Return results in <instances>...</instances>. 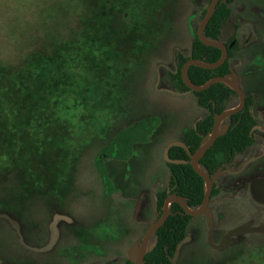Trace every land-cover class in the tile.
I'll list each match as a JSON object with an SVG mask.
<instances>
[{
    "label": "rangeland",
    "instance_id": "rangeland-1",
    "mask_svg": "<svg viewBox=\"0 0 264 264\" xmlns=\"http://www.w3.org/2000/svg\"><path fill=\"white\" fill-rule=\"evenodd\" d=\"M125 4H129L123 11L129 10L127 22L121 16ZM192 8L189 0H0V64L14 69L18 67L14 62H23L25 74L31 75L22 105L0 112V140L7 139L4 147L10 153L7 169L0 175V198L9 205L2 204L0 209L13 210L15 217L25 215L21 219L25 226L45 222L49 230L57 214L45 215L44 210L59 208L65 215H58L70 218L64 223L83 225L107 242V258L119 254L115 251L125 256L127 247L141 238L146 229L143 222L148 220L144 211L137 216L139 192L146 191L151 207L154 182L167 181L162 158L166 144L205 114L192 94L173 96L154 85L156 63H170L175 44L189 46L185 28ZM66 54L79 65L67 64L72 60H64ZM49 55L64 61L59 67L66 70L63 81L56 68L48 65ZM16 81L21 82L20 75ZM48 104L51 110H40ZM139 123L148 128L145 143L136 140L144 135ZM123 132L133 138L130 170L123 162L122 180L117 168L121 162L106 160V173L112 179L107 188L95 158ZM30 150L38 151L35 160H25ZM28 164L38 186L28 189L26 185L23 192ZM109 189L114 191L105 197ZM119 191L127 199L122 200ZM227 210V229L264 219L247 199H235ZM194 224L199 244L188 264H264V234L241 236L229 249L215 253L203 240V218ZM82 228L75 227L73 233L79 235ZM66 231L64 226L59 228L53 253L35 254L22 251L10 226L0 224L1 256L14 264H71L67 245L73 237ZM74 240L79 244L85 239ZM190 248L187 260L193 252ZM4 260L0 264H6Z\"/></svg>",
    "mask_w": 264,
    "mask_h": 264
},
{
    "label": "flooded vegetation",
    "instance_id": "flooded-vegetation-1",
    "mask_svg": "<svg viewBox=\"0 0 264 264\" xmlns=\"http://www.w3.org/2000/svg\"><path fill=\"white\" fill-rule=\"evenodd\" d=\"M211 1L212 0H189V2L193 7L191 13L189 14L190 16H188V18L186 19L187 28H185V34L188 38L189 46L187 48H182L179 47L178 44H175L174 47H172L171 49V51H173V54L170 63H166V62L156 63L157 71L154 79V85L158 91L166 92L172 94L173 96H179V97L185 94H192L194 96L193 93H196L190 91L183 83L181 77V69L187 61L192 59V54H191V51H193L192 45L196 39L199 40L197 35V29ZM220 5H226L229 7V16L227 20L222 24L220 29V35L217 37V39L216 40L208 39V40L221 41L224 43L228 51V57L226 60L229 62L228 74L236 75L238 86L245 95V105L243 109L223 120L220 125V128L226 127V131H227L231 125V121L229 119L235 115L242 113L247 105L248 100H250V102L252 103V105L249 106L248 109L255 120V126H253L249 132V135L252 139L250 146H248L242 153L237 154L233 158L229 159L212 174L208 173L213 180L212 189L209 197V204H208V213L211 218L212 226H213L212 230L210 232L208 227V218L205 214H201L196 217L188 215L190 216V219L188 221L186 236L183 239V240L186 239V242L181 246L175 264H188L189 260L196 257V255L194 254L196 253V248L198 247L199 243L197 239L198 230L194 223L196 219H198L199 217L203 218L206 227L204 230L203 240L204 242L206 241L207 248H209L210 251L215 253H221L222 251L229 249L231 246L238 243V239L241 236L244 237L243 239H245L246 236L248 235L264 234L263 218H261V221L259 220L257 221L260 222L258 224H254L253 220H249L246 222H242L240 225L233 228L227 229L225 226V220L228 214L227 208L230 207L231 202H233L235 199L249 200L252 206L258 209L262 214H264V203H260L254 198V195H258L257 192H259V194L264 198V185L261 187L260 185L254 186L256 182L264 181V0H218L216 8ZM128 6L129 4H125L124 6L121 7V16L125 22L129 21L130 18L129 10L123 13L124 8H127ZM136 23L139 26V22ZM138 26L133 25V29L134 30L138 29V33L140 34L141 30L139 29ZM224 27L227 28L226 33H224L223 31ZM150 33L151 32L148 31V34ZM175 34L177 35V33ZM225 37H227V40H224ZM215 49L219 50L218 48ZM184 51H188V52H184ZM177 76H180L181 81L183 85L187 88V90L177 89L178 88L177 86L179 85ZM230 90L235 94V96L231 97L227 101L226 109L221 113L236 109L239 105V98L237 94L234 92L233 89L230 88ZM196 104H197V99H196ZM202 111L204 112L203 109ZM204 115L203 117L198 118L192 126L183 130L178 139H174L173 141L170 142H175V141L182 142L181 138L183 133L186 130L192 128L196 129L197 124L205 117ZM170 142H168L166 146ZM132 147L133 146L131 145V148L129 150V152L130 151L131 152L127 155V157L126 158L124 157L123 159L119 160L121 164L120 163L117 164V168H119V172H118L119 175L118 174L116 175H118L122 180L124 177L123 176L124 173H126V170L127 171L130 170L129 162L132 157V150H133ZM175 147H179V146H175ZM187 155L189 157L188 153ZM105 161L103 162V164H105ZM163 161L168 171V177H167V181L164 182L165 184L163 182L160 183L159 181L154 182V186H153L154 191L152 190L154 193L153 195L151 194L152 206L149 207L150 202L149 204L148 202H146V199L149 201V198H146V191L144 190L139 192V195L136 199L138 205V209L136 211L137 216H139V213L141 211H144L148 215L147 216L148 220L143 222L146 225V229L144 230L141 238L143 237L146 230L150 227V225L156 223L159 220V218L162 216L163 206L161 207L160 210L157 209L156 192L159 191L160 189H166L167 196L169 194H175L172 193V189L170 188L171 175L167 167V164L170 163H167L164 160V158ZM175 161H182L183 163L181 164L186 163V161L183 160H175ZM123 162L127 163L126 170L124 169ZM189 163H190V157H189ZM181 164H173V165H181ZM104 169L107 172L105 165H104ZM106 175H107L106 177L107 180L111 182L112 181L111 177H109L107 173ZM120 188L121 187H119V190ZM120 191L119 194L122 196V200L127 199ZM104 195L105 197L108 196L107 190H105ZM247 195L249 196V199ZM179 207L181 208L180 205ZM199 207L195 209H198ZM44 211L46 213L45 215L51 214L52 216L54 215L53 212L55 214L65 215L63 211H61L59 208L56 207L47 208V211L46 210ZM8 213L5 212L4 214H6L12 220H14L19 224L21 238L26 246H29L31 248H42L47 244L50 238V233L49 230L45 228L46 227L44 225L45 222L42 225H39V227L34 225L25 226L23 222L26 218L25 215L21 214L20 217H15L14 216L15 213L13 212V210H11V212L9 210ZM176 213H178L179 215L186 214L182 208L181 210H178ZM172 214L174 213H172L169 208V216L167 217V219ZM217 219L219 220L223 219V220L220 223H218ZM4 223L8 224L10 228L14 231L15 236L19 238L18 243L16 244H18L19 248L22 251L28 253H35V254H48L54 252L56 245L50 251L38 252V253L29 248H26L21 243L20 237L17 234V232L14 230L13 226L6 220H4L0 224L3 225ZM63 226L64 228L67 229L66 235H68V232L70 230L71 231L70 235L73 237L72 243L67 245L68 246L67 256L70 257L69 263L71 264H133L127 256V249L129 246L125 251V256L121 255L122 253L115 251L116 253L119 254H116L115 257H113V259H109L105 256L108 253V247L106 246L107 242L104 241L102 237L100 236L98 237V235L92 233V230L91 231L89 229L84 230L82 228L83 225H80L75 222L74 223L72 222L69 225L62 222L60 225H58V229ZM223 226L225 227V229L219 228ZM28 227L30 228L29 231H27ZM34 227H37L38 229L35 230ZM75 227H77L78 229L82 228L84 232L80 233L79 235L76 232L73 233ZM239 229H242L243 231L235 232ZM85 231H87V233ZM209 232L211 233L210 235ZM77 236L78 238L80 237L82 239H85L84 242L82 243V240H80L79 244H76L74 239H76ZM154 237L155 235L152 236L151 240L154 241L155 243ZM141 238H139V240H141ZM136 241L137 240L133 241L130 244V246L134 244ZM39 242L42 243L38 244ZM190 247L193 249V252L191 253V255H188V260H187L186 249ZM166 250L167 247L165 248V251ZM65 252L63 253V255H66ZM175 252H176V248H175ZM174 254L171 257H168L170 263H171L170 260L174 257ZM0 259L4 260V258L1 256V253H0ZM4 263L14 264L11 262V260L8 261L6 259L4 260Z\"/></svg>",
    "mask_w": 264,
    "mask_h": 264
},
{
    "label": "trees",
    "instance_id": "trees-1",
    "mask_svg": "<svg viewBox=\"0 0 264 264\" xmlns=\"http://www.w3.org/2000/svg\"><path fill=\"white\" fill-rule=\"evenodd\" d=\"M228 16L229 7L226 5L218 6L206 26L204 32L205 37L207 39L216 40L220 35L222 24L227 20ZM85 40L88 41L87 38ZM192 50V59L203 61L205 63H214L221 57V52L219 50L204 46L198 39L194 41ZM73 52L76 57L77 51ZM99 54L102 55L101 52H99ZM64 58V60H72H67V64L74 63L75 66L79 65L76 64L77 62L73 58H69L68 54H66ZM14 63L18 66L14 69H10L9 65L0 64V112L3 113L10 112L11 109H15L16 107L22 105L19 102L24 100L25 92L30 84L31 75L29 72L25 74V69H23L24 63L20 61L18 62L19 64L17 62ZM63 64L64 61L63 63H60L55 59V56L52 58L49 55L48 65H53L54 68H56V75L60 77L62 81V74L63 76L66 75V70L59 67ZM19 67L21 69H19ZM228 73L229 62L226 61L221 67L215 70H205L192 66L188 69V78L194 85L200 86L213 77L225 76ZM19 75L21 76V82L17 83L16 78H18ZM177 79L179 81L177 89L187 90V88L183 85L180 76H177ZM193 94L197 99V105L204 110L205 117L197 124L196 129L192 128L186 130L182 135L181 141L188 147L189 155L195 153L200 146L202 138L211 132L214 123V115L223 112L226 109L227 101L231 97L235 96L230 88L223 84H215L203 92ZM251 105L252 103L248 100L244 111L229 119L231 121V125L228 130L216 140L214 145L201 158L199 162L200 167L202 169H206L209 174H212L229 159L242 153L248 146H250L252 139L249 132L251 128L255 126V120L248 109ZM49 107V104L44 105L40 110H49ZM138 128H142L144 135L141 137L139 136V139L136 140L140 143L145 142L146 136L148 135L147 125H145V123H139ZM123 134L124 132L115 136L111 144L108 145L109 149H104V152H102V150L95 158V165L100 174L101 181L107 188L110 182L106 178L107 175L103 162L105 160H121L124 157L126 158L131 152H129V150L131 148L133 138L125 137ZM5 144H7V139H1L0 160H2V164H0V175L7 169L5 163L8 161L10 155L8 152L9 149L4 147ZM36 155H38V151L34 150L32 152L30 150L25 153L24 158L26 157L25 160H35L33 157ZM168 157L171 160L186 161L185 164L181 165L167 164L171 175L170 188L172 189V193L180 196L188 208L195 209L199 207L204 198V182L203 179L192 169L187 153L180 147H172L168 152ZM35 165L37 164L35 163ZM32 167L33 166H29V164L27 165V172L23 178V183L20 182L23 185V192L27 190L24 189L26 185L28 189L38 186L37 176L33 173ZM111 191H114V189H109L107 192ZM166 196V189H160L156 192L157 209H161ZM5 203H8L9 205L7 200H2L0 198V205H5ZM14 207H19V203H16V206ZM178 210H181L179 205L175 203L170 205V211L174 214H172L167 219L165 224L156 232L154 237L155 246L152 251L145 255L144 264H171L168 257H171L174 254L176 245L185 238L188 221L190 219V216L186 214L179 215L176 213ZM5 212L8 213V210L3 208L0 209V213ZM3 221L4 220L0 219V223ZM166 247L167 250L165 251Z\"/></svg>",
    "mask_w": 264,
    "mask_h": 264
},
{
    "label": "water",
    "instance_id": "water-1",
    "mask_svg": "<svg viewBox=\"0 0 264 264\" xmlns=\"http://www.w3.org/2000/svg\"><path fill=\"white\" fill-rule=\"evenodd\" d=\"M217 2H218V0H212L211 1L209 7L206 10V13H205L203 19L201 20V22L198 26L197 35H198V38L202 42L203 45H205L207 47L218 48L221 51V57L218 61H216L214 63H205L203 61L190 59L189 61H187L183 65V67L181 69V77H182V80H183V83L185 84V86L190 91L196 92V93L203 92L215 84L226 85L227 87L233 89L234 92L237 94V96L239 98V105L236 109H233L231 111L229 110L227 112L215 115L214 116V125L212 128V131L207 136L202 138L200 146L195 151V153L189 155L190 165H191L192 169L204 181L205 191H204V199H203L201 206L198 209L192 210L186 206L185 202L183 201V199L181 197H179L176 194H169L165 198L164 203H163L162 216L159 218V220L156 223L150 225V227L146 230V232L144 233L141 240L136 241L128 249L127 256L133 264H144L145 255L148 252L152 251L154 246H155V243H153L152 245H149V243L152 239V236L155 235L157 230L165 223L167 217L169 216L170 204L173 202L179 204L181 206V208L183 209V211L187 215L196 217V216H199L201 214H205L208 218V227H209L210 232H211L212 227H213L211 218H210L209 213H208L209 197H210V193H211V189H212L213 180L209 176L208 171L206 169H202L200 167L199 162H200V159L203 157V155L214 145L216 140L226 132V127L220 128L222 121L225 120L226 118H228L229 116L241 111L245 105V95L238 86L237 77L235 74H228L226 76L213 77L212 79L207 81L205 84L200 85V86L194 85L188 78V69L192 66L198 67L201 69H205V70H215V69L221 67L225 63V61L227 60L228 51H227V48L224 45V43L221 41H211V40H208L204 37V30H205L210 18L213 15V12L216 8ZM223 31H224V33H226L227 28L224 27ZM224 40H227V37H225ZM175 146L182 147L189 154V150L184 143L175 141V142H170L165 147L164 152H163V158L167 163L181 164V163H183L182 161L171 160L168 157V152H169L170 148L175 147ZM258 185H260V187L263 186L264 181H259V182H256L254 184V186H258ZM257 193H258V195H254V198L258 202L264 203V198L259 194V192H257ZM0 219H4L7 222H9L13 226V228L17 232V234L19 235L21 243L26 248H29L35 252L50 251L56 245V243L59 239V229H58L59 223L61 221L62 222H70V218H68L66 216L58 215V214L54 215L51 223L49 224L50 238H49L47 244L42 248H31V247L26 246L24 244V242L21 238V234H20V227H19V224L17 222L12 220L6 214H0ZM242 231H243L242 229H239L235 232H242ZM210 232H209V235L211 234ZM185 242H186V239L177 245L174 257L170 260L172 264H175L176 259L178 257L179 250Z\"/></svg>",
    "mask_w": 264,
    "mask_h": 264
},
{
    "label": "crops",
    "instance_id": "crops-1",
    "mask_svg": "<svg viewBox=\"0 0 264 264\" xmlns=\"http://www.w3.org/2000/svg\"><path fill=\"white\" fill-rule=\"evenodd\" d=\"M171 141H173V140H171Z\"/></svg>",
    "mask_w": 264,
    "mask_h": 264
}]
</instances>
